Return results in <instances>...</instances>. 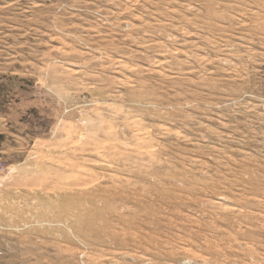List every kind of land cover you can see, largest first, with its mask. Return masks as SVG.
Listing matches in <instances>:
<instances>
[{
    "label": "rangeland",
    "instance_id": "374dc122",
    "mask_svg": "<svg viewBox=\"0 0 264 264\" xmlns=\"http://www.w3.org/2000/svg\"><path fill=\"white\" fill-rule=\"evenodd\" d=\"M0 264H264V0H0Z\"/></svg>",
    "mask_w": 264,
    "mask_h": 264
}]
</instances>
